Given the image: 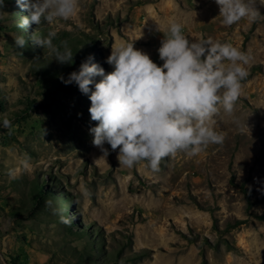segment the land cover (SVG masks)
Listing matches in <instances>:
<instances>
[{
	"label": "rangeland",
	"instance_id": "obj_1",
	"mask_svg": "<svg viewBox=\"0 0 264 264\" xmlns=\"http://www.w3.org/2000/svg\"><path fill=\"white\" fill-rule=\"evenodd\" d=\"M170 1L172 17L159 7ZM255 2L260 19L229 27L215 0H79L70 19L25 31L18 24L28 11L4 0L0 124L6 117L12 125L0 127V264H264V0ZM171 18L190 41L211 38L248 53L249 75L234 114L220 107L214 117L222 144L196 156L178 151L155 172L144 161L119 166L118 150L106 144V158L92 143L88 95L61 78L89 56L113 71L112 46L127 42L161 65ZM34 31H54L53 45L63 51L66 42L73 62L33 45Z\"/></svg>",
	"mask_w": 264,
	"mask_h": 264
},
{
	"label": "clouds",
	"instance_id": "obj_2",
	"mask_svg": "<svg viewBox=\"0 0 264 264\" xmlns=\"http://www.w3.org/2000/svg\"><path fill=\"white\" fill-rule=\"evenodd\" d=\"M219 16L225 26H232L242 19L256 22L262 17L255 0H215ZM28 11L18 27L27 31L42 21L52 24L57 20L70 19L79 8V0H17ZM4 0H0V19ZM183 25L170 21L158 48L161 65L150 56L134 47V42L112 46L106 63L113 71L105 73L103 67L92 63V56L81 62L78 70L71 72L66 85L75 84L88 95L91 102L89 128L92 143L108 157L109 145L118 150L119 166L132 168L144 161L152 171H159L162 159L183 151L196 156L209 144H222L225 133L214 128V117L220 107L230 116L234 114L242 92V81L249 72L248 53L231 43L213 41L211 38L190 41L183 33ZM56 36L50 31L47 36H38L35 31L30 40L33 45L47 48L60 64H71L73 55L66 42L64 50L53 45ZM14 45L23 49L27 45L22 35H14ZM96 77H101L96 81ZM243 131L246 122L241 125ZM12 122L6 117L0 127L10 128ZM24 170L32 166L28 159L20 161ZM10 176L14 178L10 171ZM51 201H45L51 206ZM55 211V210H54ZM61 222L72 220L61 216Z\"/></svg>",
	"mask_w": 264,
	"mask_h": 264
},
{
	"label": "bare ground",
	"instance_id": "obj_3",
	"mask_svg": "<svg viewBox=\"0 0 264 264\" xmlns=\"http://www.w3.org/2000/svg\"><path fill=\"white\" fill-rule=\"evenodd\" d=\"M160 7V9H162L163 10V12L167 15V16H171L172 17V2L170 1V2H168V3H166V4H163V6H159ZM152 12H154L153 10L151 11V13ZM154 15V14H153ZM152 15V16H153ZM170 18V17H169ZM169 20V19H168ZM171 20H172V18H171ZM137 39V38H136Z\"/></svg>",
	"mask_w": 264,
	"mask_h": 264
},
{
	"label": "trees",
	"instance_id": "obj_4",
	"mask_svg": "<svg viewBox=\"0 0 264 264\" xmlns=\"http://www.w3.org/2000/svg\"><path fill=\"white\" fill-rule=\"evenodd\" d=\"M262 218H264V213H263V215H262Z\"/></svg>",
	"mask_w": 264,
	"mask_h": 264
}]
</instances>
